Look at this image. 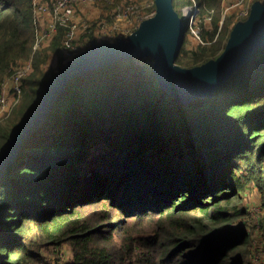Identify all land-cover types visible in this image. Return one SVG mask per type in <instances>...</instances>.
I'll return each instance as SVG.
<instances>
[{"label": "trees", "instance_id": "16d2710c", "mask_svg": "<svg viewBox=\"0 0 264 264\" xmlns=\"http://www.w3.org/2000/svg\"><path fill=\"white\" fill-rule=\"evenodd\" d=\"M197 3L204 42L175 61L188 67L216 58L232 24L214 40L220 0ZM32 11L31 0H0V89L33 56L12 127L0 121V154L65 60L70 22L32 55ZM247 189L264 199V47L188 104L159 86L153 59H120L74 76L0 178V264H48L34 248L65 243V264H251L250 235L235 225Z\"/></svg>", "mask_w": 264, "mask_h": 264}, {"label": "water", "instance_id": "95a60500", "mask_svg": "<svg viewBox=\"0 0 264 264\" xmlns=\"http://www.w3.org/2000/svg\"><path fill=\"white\" fill-rule=\"evenodd\" d=\"M154 3V15L143 20L130 35L115 41L93 39L86 48L64 60L48 80L36 107L0 154V178L19 154L24 139L43 124L66 84L76 75L120 59L149 57L153 59L159 86L176 100L188 104L193 99L212 96L264 47V2L256 1L248 17L231 27L226 45L216 58L182 67L175 61L185 37V20L174 9L173 0H154Z\"/></svg>", "mask_w": 264, "mask_h": 264}, {"label": "built area", "instance_id": "2783aa9c", "mask_svg": "<svg viewBox=\"0 0 264 264\" xmlns=\"http://www.w3.org/2000/svg\"><path fill=\"white\" fill-rule=\"evenodd\" d=\"M109 1L110 0H106V1L105 0H31L33 6V11H32L33 22L36 26L35 41L33 44L32 55L34 54L35 51L40 50V48L45 42H48L49 39H52L53 35L57 31L58 22L59 21L65 22L71 20V18H73L76 14V7L80 5L103 4V3L111 4L113 5V7L109 8L107 15L110 14L111 17H115L117 20H125L130 23L132 19V15L136 11L134 6L131 3L125 5L124 4L119 5L120 2L114 3V0L111 2ZM256 1L262 3L264 0H221L222 14L219 20L218 31L214 40L216 39L218 33L220 32L225 19L231 18L233 25L238 21L245 20L250 13L252 4ZM147 4H149L148 10L152 13L151 16H153L155 12L154 0H147ZM187 7H192V11L186 12ZM187 7L183 9L182 17L185 20L186 29L188 28L192 29L195 14L198 13L197 11H199L198 9L199 6L196 0H191V5ZM113 8H115L114 11H112ZM209 12H212V10H210ZM46 14L48 16L45 17ZM86 18L89 17L86 16ZM147 18H149L148 15L138 16L135 29L143 20ZM87 21L88 20L86 19L81 20L80 23L69 21L70 27L66 31L63 37L60 48V52L65 59L71 58L75 53L81 50L79 49L81 46L74 43L75 34L77 33L78 30H80L85 35L86 39L82 42L84 43L86 41L87 44L85 45L84 48H86L91 43V41L95 39L96 36L93 34L94 33V28H92L93 25L92 23ZM210 21H211V16H206L204 18V23L205 22L210 23ZM98 25L99 24H97V26ZM101 26H105V23L104 25ZM76 27H79L78 30H76ZM123 29L124 31L126 30V28ZM135 29H131L129 31H126L125 33H123L124 32L123 31L117 37H126L130 35ZM195 36L200 41V43L204 42L201 38L200 32L195 33ZM100 37H102V35H100ZM32 70H33V56H31L27 60L25 59L19 61L18 63L10 66V68L8 69V74L3 78L1 82L0 115L9 114L7 117L10 116L11 114L10 112H12L11 109L12 106L17 104L21 98L22 80L24 77L29 75V73ZM0 121L3 122L4 120L0 119Z\"/></svg>", "mask_w": 264, "mask_h": 264}, {"label": "rangeland", "instance_id": "374dc122", "mask_svg": "<svg viewBox=\"0 0 264 264\" xmlns=\"http://www.w3.org/2000/svg\"><path fill=\"white\" fill-rule=\"evenodd\" d=\"M111 1L113 0H110L109 2ZM115 1L116 0H114V3H116ZM184 1L185 0H182L181 3ZM186 1H188V3H183V4L180 3L176 7V11L179 13L181 17L183 14V9L191 5V0H186ZM119 2H120L119 5L121 4L125 5L128 3H131L134 6L136 11L132 15V19L130 23L125 20H117L115 17H111L110 14L107 15L108 10L110 8L108 6L113 7V5L107 4V3L82 5L84 6L82 8H86V6H91L90 9L84 10V11H81L78 6L76 7L75 16L71 18V20L69 21L80 23L81 20L86 19L88 20L87 22H90L93 25L92 26V28H94L93 34L96 36L95 37L96 40L100 42L108 41V40L115 41L118 38L117 36H119V34L124 31L123 28H126V30L123 33L131 29H135L138 16L148 15L150 17L152 14L148 10L149 4H147V0H119L118 3ZM220 3H221V0H220ZM114 10L115 8L112 9V11ZM197 12L198 13L195 14L194 23L192 26L193 31L190 28L186 29L185 37H184L185 43H183L182 45V49L188 56H191V53L196 50L197 45L200 42L195 36V33L197 32L199 33L201 31L200 26H199L200 22L198 18L200 11H197ZM83 13L90 15L89 18H86L85 16H83ZM104 23H105V26H101V25H104ZM205 23H208V22H205ZM97 24L99 25L97 26ZM232 26L233 24H231V27ZM78 28L79 27H76V30H78ZM100 35H102V37H100ZM85 39H86L85 35L81 31L77 32L75 34L74 43L77 45H80L81 47L79 49L83 50L85 45L87 44L86 41L84 43L82 42ZM51 40L52 39H49L48 42H45L40 48V50H43L49 47L51 44ZM145 58H149V57H144L143 60ZM43 63H41L42 64L41 69L43 70H46L47 67H49L48 65H50V67L52 68H55L58 63V56L56 55V56L51 57L49 60L45 62L46 64H43ZM256 64H258L257 61L253 65H256ZM178 65L182 67H188L184 64L178 63ZM247 74H249V71H247L244 75L247 76ZM14 106H12L11 109H13ZM8 115L9 114L0 115V119L5 121L3 123L4 125H11L12 127L11 115L7 117ZM8 119H11V120L9 121ZM242 195H243L242 204L247 206L248 212H247V215L238 219L235 222V225L238 227L244 228L250 235V246H249L250 247V255H249L250 263L251 264H264V199L263 197H261L260 192L257 190L247 189L244 193H242ZM70 251H71L70 246L67 243L62 244V246H59V247L45 246L43 244L41 245L38 244V246L34 248V252L40 256L41 260H43L45 263H48V264H65L71 259Z\"/></svg>", "mask_w": 264, "mask_h": 264}, {"label": "crops", "instance_id": "0c3cea01", "mask_svg": "<svg viewBox=\"0 0 264 264\" xmlns=\"http://www.w3.org/2000/svg\"><path fill=\"white\" fill-rule=\"evenodd\" d=\"M82 7H84V6H82V5H80L79 6V9L81 10V11H84V10H88V9H90L91 8V6H86V8H82ZM92 15V14H91ZM46 16H48L47 14L45 15V17ZM83 16H87V17H89L90 15H88V14H86V13H83ZM77 32H80V30H78Z\"/></svg>", "mask_w": 264, "mask_h": 264}, {"label": "bare ground", "instance_id": "6f19581e", "mask_svg": "<svg viewBox=\"0 0 264 264\" xmlns=\"http://www.w3.org/2000/svg\"><path fill=\"white\" fill-rule=\"evenodd\" d=\"M191 11H192L191 7L186 8V12H191Z\"/></svg>", "mask_w": 264, "mask_h": 264}]
</instances>
